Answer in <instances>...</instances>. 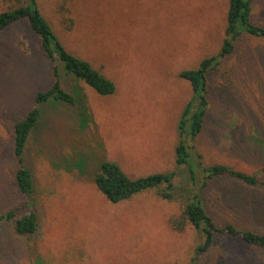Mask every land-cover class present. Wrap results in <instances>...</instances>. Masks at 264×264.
Segmentation results:
<instances>
[{
  "label": "rangeland",
  "instance_id": "1",
  "mask_svg": "<svg viewBox=\"0 0 264 264\" xmlns=\"http://www.w3.org/2000/svg\"><path fill=\"white\" fill-rule=\"evenodd\" d=\"M24 2L0 0V12ZM38 4L64 46L114 80L116 91L100 95L62 70L76 103L42 107L25 152L35 186L27 198L15 179V124L55 81V62L27 19L0 32V214L20 209V216L31 205L39 218L32 235H18L12 221L0 226V264H192L205 236L179 224L198 190L219 225L264 233V187L217 176L201 188L177 164L179 123L194 94L181 72L220 52L230 0ZM251 7V21L264 26V0H251ZM235 44L209 71L204 128L187 143L204 166L225 164L264 182V39L245 32ZM106 160L133 178L176 170L174 196L152 189L112 203L95 180ZM199 259L264 264V249L217 234Z\"/></svg>",
  "mask_w": 264,
  "mask_h": 264
},
{
  "label": "trees",
  "instance_id": "2",
  "mask_svg": "<svg viewBox=\"0 0 264 264\" xmlns=\"http://www.w3.org/2000/svg\"><path fill=\"white\" fill-rule=\"evenodd\" d=\"M251 12V0H230L227 36L220 52L204 58L197 68L181 72V76L192 83L194 94L187 103L179 123L181 139L177 145V164L178 166L186 165L194 184L201 188L207 184V179L217 176H228L250 186L264 187V182L260 181L255 174L237 170L225 164L204 166L200 160L201 156L199 155L198 158L194 155L186 138L189 135L196 137L203 131L209 104L208 74L218 65L220 57L232 53L236 47L235 42L245 32L264 39V26L251 21ZM22 19L28 20L34 33L40 37L45 52L55 62L53 70L55 81L47 90L37 94L35 106L15 124L14 148L18 164L15 179L20 191L32 199L35 189L34 178L31 168L26 164L25 152L31 134L42 118V107L51 102L76 103V96L63 85V72L83 80L97 93L104 96L115 93L116 83L89 60L76 55L64 46L50 21L43 15L38 0H26L24 3L1 11L0 32ZM189 119H191L190 123ZM200 172L205 180L200 181ZM176 174L177 171L174 170L133 178L124 171L119 162L106 160L100 164L95 180L98 188L109 201L119 203L152 189L162 191L163 197L172 198ZM27 206L28 204L24 205L23 209ZM19 214L20 209L1 213L0 226L4 222L12 221L18 235L34 234L39 226L37 212L30 205L28 211L20 216ZM182 216L184 220L179 224V228L184 227L185 222H189L205 236V242L198 246L192 264H204L199 259L200 252L208 250L213 245L217 234L239 236L247 243L264 249V233L242 229L234 223L219 225L206 210L200 190L194 191L191 198L186 201Z\"/></svg>",
  "mask_w": 264,
  "mask_h": 264
}]
</instances>
